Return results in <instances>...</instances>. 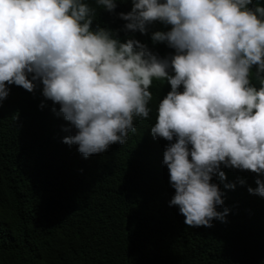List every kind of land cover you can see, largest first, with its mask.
<instances>
[{"label": "clouds", "instance_id": "9594fccd", "mask_svg": "<svg viewBox=\"0 0 264 264\" xmlns=\"http://www.w3.org/2000/svg\"><path fill=\"white\" fill-rule=\"evenodd\" d=\"M96 3L110 12L117 7L115 0ZM133 4L120 13L128 22L124 31L146 34L158 20L171 25L151 37L176 49L171 59L137 39L121 42L109 30H93L96 10L82 0H0V101L8 85L33 92L42 81L43 95L61 105L57 114L76 129L63 142L78 145L87 158L125 144L137 131L134 118L150 117L154 79L169 82L151 132L177 138L164 153L176 190L170 205L179 206L186 225L211 227L228 212L217 211L223 194L211 182L217 174L227 179L221 164L264 174V6L249 7L253 0ZM253 66L259 88L250 79ZM256 184L248 191L264 197V180Z\"/></svg>", "mask_w": 264, "mask_h": 264}, {"label": "trees", "instance_id": "16d2710c", "mask_svg": "<svg viewBox=\"0 0 264 264\" xmlns=\"http://www.w3.org/2000/svg\"><path fill=\"white\" fill-rule=\"evenodd\" d=\"M82 2L96 10L93 30H109L121 42L137 39L159 57H173L176 49L167 41L151 39L171 25L158 20L146 34L124 31L128 22L120 13L131 12L133 0H115L111 12L96 0ZM256 4L264 0L249 7ZM255 72L253 66L250 79L259 88ZM35 83L33 92L8 85L0 101V264H264V197L248 191L264 174L221 164L227 179L217 174L211 182L223 194L217 211L228 212L211 227L186 225L179 206L170 205L176 190L164 153L177 138L151 132L158 105L172 90L169 82L154 79L150 117L134 118L137 131L125 144L87 158L78 145L63 142L76 129L57 114L61 105L43 95L42 81Z\"/></svg>", "mask_w": 264, "mask_h": 264}]
</instances>
